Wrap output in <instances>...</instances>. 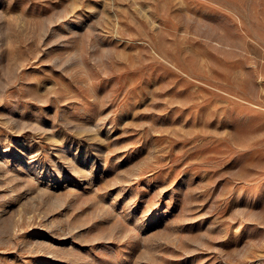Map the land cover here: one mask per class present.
<instances>
[{
    "label": "rangeland",
    "instance_id": "rangeland-1",
    "mask_svg": "<svg viewBox=\"0 0 264 264\" xmlns=\"http://www.w3.org/2000/svg\"><path fill=\"white\" fill-rule=\"evenodd\" d=\"M0 264H264V0H0Z\"/></svg>",
    "mask_w": 264,
    "mask_h": 264
}]
</instances>
